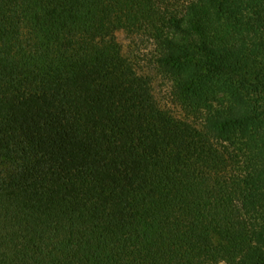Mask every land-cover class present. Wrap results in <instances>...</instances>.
Returning <instances> with one entry per match:
<instances>
[{"label":"trees","instance_id":"obj_1","mask_svg":"<svg viewBox=\"0 0 264 264\" xmlns=\"http://www.w3.org/2000/svg\"><path fill=\"white\" fill-rule=\"evenodd\" d=\"M221 263L264 264V0H0V264Z\"/></svg>","mask_w":264,"mask_h":264},{"label":"rangeland","instance_id":"obj_2","mask_svg":"<svg viewBox=\"0 0 264 264\" xmlns=\"http://www.w3.org/2000/svg\"><path fill=\"white\" fill-rule=\"evenodd\" d=\"M116 37L122 46L124 55L134 63L141 74L151 78L159 104L178 117L187 116L173 95L172 82L163 76L157 66L158 48L155 42L147 36L133 34L127 29L118 30ZM190 119L194 120L196 124L201 121L198 117H191Z\"/></svg>","mask_w":264,"mask_h":264}]
</instances>
